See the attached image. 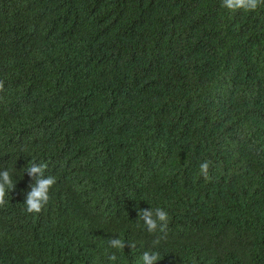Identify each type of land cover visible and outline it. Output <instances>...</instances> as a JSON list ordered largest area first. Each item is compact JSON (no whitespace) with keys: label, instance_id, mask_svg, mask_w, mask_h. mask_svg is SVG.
<instances>
[{"label":"trees","instance_id":"16d2710c","mask_svg":"<svg viewBox=\"0 0 264 264\" xmlns=\"http://www.w3.org/2000/svg\"><path fill=\"white\" fill-rule=\"evenodd\" d=\"M0 80V264H264V4L0 0Z\"/></svg>","mask_w":264,"mask_h":264},{"label":"clouds","instance_id":"9594fccd","mask_svg":"<svg viewBox=\"0 0 264 264\" xmlns=\"http://www.w3.org/2000/svg\"><path fill=\"white\" fill-rule=\"evenodd\" d=\"M264 0H221V7L230 11L242 10L244 12L255 11ZM4 89V81L0 80V91ZM212 162L205 160L199 165L200 175L205 179H210L209 168ZM46 163L33 162L26 172L33 183L29 185L30 191L26 194L24 204L26 205V212L29 214H39L48 204L50 196V189L56 184V178L53 176H46ZM15 187L12 176L9 170L0 171V208L5 207L7 201L5 199L8 191H12ZM138 219L142 220L144 226L149 233H166L169 223V215L167 211L162 208L155 209H141L138 211ZM109 246L112 249H125L126 242L120 238H109ZM159 243V238L153 241V245ZM132 248H135L134 243H128ZM109 260L115 262L117 255L113 252L109 256ZM143 264H158L159 256L155 252L145 251L142 255Z\"/></svg>","mask_w":264,"mask_h":264}]
</instances>
